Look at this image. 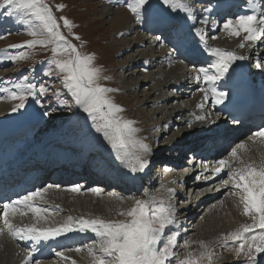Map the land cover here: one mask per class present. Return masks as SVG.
I'll return each instance as SVG.
<instances>
[{"label": "snow or ice", "instance_id": "obj_1", "mask_svg": "<svg viewBox=\"0 0 264 264\" xmlns=\"http://www.w3.org/2000/svg\"><path fill=\"white\" fill-rule=\"evenodd\" d=\"M248 3L262 4L264 0H248ZM158 5H163L167 9L166 12L160 13L162 18L159 20L155 19ZM126 7L142 24L156 23L163 27L168 23L166 17L173 13H184L186 20L195 19L190 0H130ZM62 8L63 6H58L57 10ZM0 9L8 17L23 16L26 18L25 22L29 24L32 21L39 22V28L29 32V35L34 37L33 40L11 47L33 49L37 46L52 45L53 59L50 63L55 65L58 74L62 76L63 86L68 90L75 105L86 114V119L92 121L96 132L103 134L121 163H126L133 172L143 171L148 164L144 157L148 154L149 148L146 144L134 139V133L137 131L133 127L134 122L120 115L124 109L116 105L109 96V93L116 90L103 86L101 80L106 77H103L100 68L94 66L95 57L82 54L66 39L60 31L61 26L53 15L52 9L45 0H3ZM204 11L211 12L213 9L206 7ZM61 19L63 26L71 30L73 27L71 22L67 18ZM206 22L207 18L201 20V23ZM223 30L232 37H239L242 32L246 33L245 41L256 42L264 38V17L257 16L253 9V14L225 20ZM197 33L203 40L202 31L198 29ZM74 38L79 39L78 36ZM156 38L165 40L160 35ZM176 38L179 40L178 35ZM239 46L243 48L244 44ZM205 49L213 59L209 61L207 68L197 69L195 79L198 83L202 79L205 84L212 86L210 89H201L205 92V100L210 91L215 104H224L229 97V92L217 90L215 85L219 81L230 80L231 73L239 70L236 62L246 60L247 57L207 45ZM28 56L29 54L24 52L18 56H10L8 59L17 62L28 59ZM61 56H67V58H57ZM255 66L264 70V63L257 62ZM45 75H51V72H46ZM14 87L16 90L9 92V98L17 101L12 111L18 112L25 107L29 97L36 96L37 86L28 82L17 83ZM222 87L227 88L228 84L225 83ZM47 92L46 87H39L40 95H45ZM200 107L202 108L203 105L201 104ZM44 115L49 113L45 111ZM197 119L203 120L204 117H197ZM233 122L238 123L235 118ZM251 139L253 142L264 141V127L257 130ZM246 151V144L239 143L230 153L232 160L238 162L240 167L231 169V163L221 159L215 168L217 175L225 168L231 169L228 179L222 181L223 186L227 188L231 184L233 191L230 195L238 197L237 207L240 208L241 215L251 221V223H241L234 231L222 236L221 240L225 243L221 246L234 252L237 258L244 257L245 264H264V255H261L264 254V159L259 163L246 162L239 155ZM59 187L60 185L48 184L4 203L0 209V221H2L0 236L7 233L14 240L31 241L39 246L42 242L70 232L91 231L98 238V242L87 249L90 264H215L216 253L203 241L199 242L201 249L199 253L188 251L192 243L188 240L180 246L185 249L183 256L174 251L178 247L179 233L167 230L174 225L178 227L175 206L164 199L157 200L155 197L136 200L129 211L120 212L119 215L129 218L126 221H106L101 218L85 217L74 219L69 216L66 222L57 227H38L41 220L47 222V217L51 216L52 212L48 208L37 206L35 202L43 200L49 189ZM66 190L80 192L79 186ZM93 191L97 195L100 194V189ZM168 194L169 197L173 196L174 190L168 189ZM21 209L30 211L36 223L22 227L15 226L12 220L18 212L22 216L28 214ZM228 241L232 242L231 246L228 245ZM75 251L79 253L82 249L76 248ZM35 252L36 248L28 250L23 264H41L39 259H34ZM57 255L67 259L63 252H57Z\"/></svg>", "mask_w": 264, "mask_h": 264}, {"label": "rangeland", "instance_id": "obj_2", "mask_svg": "<svg viewBox=\"0 0 264 264\" xmlns=\"http://www.w3.org/2000/svg\"><path fill=\"white\" fill-rule=\"evenodd\" d=\"M129 2H130V0H45V3L51 9L54 10V13H56V19L61 26L60 31L66 37V39L71 44L75 45L77 47V49L82 54L93 55L95 57L94 66L97 68H100L102 70L103 77H106V79L101 80V83L105 87L116 90L114 92L109 93V96L111 97V99L114 101V103L116 105L121 106L124 109V111L121 113V115L124 118H126V117L130 118L129 120L134 122L133 127L137 130L134 133V139H136L137 141H140L143 144H146L148 146L149 152L145 157H147V156L151 157L153 153L159 152L161 146H162V149H166L165 145L171 139L175 138L176 141H178L181 138V136H179V130L177 131L178 128H180V131H183V132L188 131V127H190L189 125H191V124H189V125L184 124L183 119L187 118L186 114H189L190 111L187 109L188 112L186 111L184 114L181 112V114L179 115L178 114L179 112L177 113V112L173 111V112H175V113H173L171 109L174 106V107H178L180 110L183 111L184 108L188 107V102H190V100H192V98L190 97L188 99H186V98L182 99L184 97H182V95H180V98L177 97V99H176L178 101L173 100V95H174L175 91L171 92V88H169V85L171 84L170 80L168 79V83H166L165 85H161L160 82L162 80L166 79V77H163V76L157 77V75L160 73L163 74L165 72H170V71H169V69L163 68L165 62L162 64H159L160 63V61H159V62L155 63L154 65H150L152 63V61H151L152 57L151 56H153V53L152 54L148 53L151 50V48L149 46H146L144 49H142V51H145L146 53L149 54L148 57L150 58V60L146 61V59H145L143 62H140V63H142V67L135 68V69H137L135 71V74H137L140 71L139 72L140 73V76H139L140 79L139 80L140 81L143 80L145 83L143 85H141L140 87H138L135 94H133L134 90L132 91L131 89H129L125 85L128 83L131 84L133 80L130 79L128 73L126 72L127 69H123V66L127 65V62L131 58H137V55L139 53H138L137 49H130L128 52L126 50H124V51L119 50L120 48H119L118 44L115 43V40L119 41V40H122V38L120 35H117V34L112 32V30L107 25L106 19L103 18L101 11L105 7H113L115 9H119L122 6L121 8H123V7H126L125 5ZM2 3H3V0H0V4H2ZM191 4H192V2H191ZM58 6H63L62 10H57ZM194 7L195 6H193V8ZM166 11H167V9L165 8V6L158 5L157 9H156L157 15H156L155 19H158V20L161 19L162 17L160 16V13H163ZM177 14L178 13H173L172 15L174 17H169V18L174 19L176 17L175 15H177ZM62 17L67 18L71 22V24L73 25L71 30H69L68 28H65L63 26V20L61 19ZM133 18H135L134 15H133ZM25 19L26 18L23 16L8 17L4 14L3 10L0 9V37H3V38H0V52L4 51L6 53L7 57L18 56L24 52H27L29 54L28 59H25V60L12 62L8 59V61L6 63H0V113H1L0 114V131H3L5 133L12 126H16L17 128H22V129L26 130V129L34 128L38 124H40V125H39V127H36V130L32 131L30 140H28L30 138V135H29L30 131L29 130L23 131L24 133L19 131V130H18L19 132L16 131V133H20V136L23 137V139L28 140V141L25 142V141L21 140V141L16 142L15 144H7L6 143L5 145L7 147L5 149H10L12 146H14V147L20 148V149H17V151H18V154H21L24 149L32 146L34 143H38L37 146H40L44 143V140H47L48 141L47 143H50L51 142L50 140L53 139L52 142H54V140L57 142L55 145L46 144L50 148V154L52 155L53 153L55 154L57 152L55 146L58 144L60 139L64 140L62 142V144L78 143L81 140L92 142L94 140V143H88V142L85 143V144H88V147L91 146V144L92 145L93 144L99 145L102 141H104V142H106V148L108 150L107 153H104L103 155H101V154H97V152H95L94 155H91V157L88 159V162L90 163L91 167H90L89 163L84 166V168H86L87 171H91L92 167L94 168V170L98 168L97 166H94L95 161H97L100 164H104V165L106 164L107 165L108 163L112 162V160H113V162H118L119 165L122 164L124 171H128L130 173V175L134 178V181H136L134 175L136 177H138V179H140V177H142V175L147 174V176H149L151 178L152 182H155L154 179H156V176L159 174V172H158L159 167L158 166H155L154 168L152 166L148 171H146L144 169L143 171H140V173H139V171H136V172L131 171L130 167L126 163H121L116 158L117 154L115 152L110 151V150H112L110 145L104 139L102 133L96 132L92 121L90 119H86V117L82 116L83 114L76 116L77 113L80 112L81 110L75 105L74 101L71 98V95L68 93V90L63 86L62 76L58 74V70L55 68V65L50 63V61L53 59L52 45H49L48 47L37 46L33 49H28V48H24V47H21V48H12L11 47L12 45L25 44L26 42L34 39V37L29 35V32L31 30L39 28V22L32 21L31 24H29V23L25 22ZM228 19H232V18L228 17ZM137 24H138V21H137ZM174 29H176V28H174ZM167 31H169V29ZM220 32L222 33V31H219L218 36H216V37L221 36ZM147 35H149V34H147ZM76 36L79 37L78 40L74 38ZM160 36H163V35H160ZM151 37H157V36L153 35ZM114 38H116V39H114ZM164 38L167 40L166 37H164ZM168 39H172V38H168ZM175 40L176 39H174V41L173 40L172 41L175 42ZM157 41H159V40H157ZM170 43H172V42H170ZM262 43H264V41ZM210 47L216 48V44L213 41V38H211ZM199 48H202V47H199ZM238 49L234 50L235 52H233V53H235L236 55L239 54L238 56H242V54H243L242 49L243 48L238 47ZM226 51H230V50H226ZM230 52H232V51H230ZM160 53L161 52H156L155 54L158 56V55H160ZM42 57L43 58L49 57V58L47 60H41ZM57 58L66 59L67 56H61V57H57ZM157 58H159V57H157ZM246 60H248V59H246ZM238 62H240V61H238ZM249 63H250V61H249ZM166 64H167V62H166ZM179 64L182 65L180 62L177 65H179ZM252 64H253V61H252ZM143 65L146 66L148 69L144 70L145 68ZM198 65L196 67L193 66V68L198 67V69H199L200 67H204V65L202 63H199ZM254 70L255 69H252V72H254ZM180 71L181 70H179V71L176 70V73H179ZM46 72H51V75H45ZM181 72H183V71H181ZM182 74H184V73H182ZM170 77H172V76L169 73V78ZM154 79H155V81L153 83L148 84V82H151ZM28 82L37 86L36 96L35 97H29L26 100L25 107L23 109L19 110L18 112H13L12 108L15 106L17 101H13L9 98V92L16 90L14 87L15 84H17V83L25 84ZM157 84L160 87H157L158 86ZM185 84H187V83L182 84L181 89L183 88V86ZM41 86L46 87L48 89V92L45 95L39 94V87H41ZM164 86H167L168 88L163 89ZM7 87H8V89H7ZM187 87H189V86L187 85ZM178 88H179V86H178ZM187 89H190V88H187ZM195 90H198V89H195ZM132 94L135 97H133ZM179 94H180V92L178 90L175 93V96L179 95ZM151 96H152V99H151ZM170 96H172V100L175 102L174 104H176V105H174L173 103L170 104L171 102L168 101V103L164 104V106H163V105H161L162 102H160L159 105H161L160 107H162V110H164V111H163V114L160 113L162 111L157 113L158 111H156V109H155L157 107H155V103H154L153 99H155V98H157L158 100L161 98L165 99V98H168ZM191 96L193 97V95H191ZM45 111H47L49 113V115H44ZM169 112L170 113L172 112V116H170V117H168V115H167V113L170 114ZM164 113H165V115H164ZM156 114H157V117H155ZM177 118H178V120H177ZM162 119L163 120L166 119L168 121L165 122V121H162ZM177 122H179V123H177ZM164 124L165 125L167 124V125L165 126ZM168 126L171 128H173L174 126L175 127H174V129L168 130L169 129V128L167 129ZM166 129L168 131L163 133ZM169 131H170V133L168 134ZM160 134H162L158 140V142L160 144H156L155 141ZM49 136H53L54 138L52 137L49 139L48 138ZM90 136L92 138H90ZM56 137H58V138H56ZM161 137H162V139H161ZM188 138H189V135H184L182 137L181 142H186ZM246 139H248V138H246ZM246 139H244V141ZM241 141H243V140H241ZM248 141L249 140H246L244 143H248ZM79 143H81V142H79ZM256 143H258V142H256ZM258 145H260V144L258 143ZM74 147H79V146H72V147L69 146L67 149L70 148L71 150H76V152L81 154V151L79 152V151H77V149H72ZM61 149H62V151L66 150L64 148H60V150ZM2 150H3V148H1V146H0V152ZM232 150L233 149L228 150L229 154L231 153ZM161 151L164 153L163 150H161ZM92 152H90V154H92ZM163 153H158L157 154L158 157H159V155H161ZM225 154H227V150L225 151ZM258 154H260V153H258ZM155 155L152 159L155 158ZM173 155H174V153H173ZM114 156H115V158H114ZM247 156H248L247 157L248 159H251V158L255 159L258 157V156H256V154L253 155V153L252 154L250 153ZM9 157L11 158V156H9ZM105 157H107V158L105 159ZM158 157H157V159H158ZM227 157L228 156H226V158ZM182 158H183V156H182ZM230 158H231V156H230ZM171 159H172V156H171ZM186 160H187V156H185L184 161H186ZM155 161H157V160H155ZM161 161L163 162L164 159H161ZM165 161H168V160L165 159ZM84 162H85V160H84ZM167 167L169 169H171V167L169 165ZM188 167L189 168H187L186 170L191 168L190 165ZM168 168L167 169L163 168L162 171H164L168 175H170L171 172H175L174 170L170 171ZM178 169H180V168H178ZM178 169H175V170L178 172ZM186 170H184V171H186ZM194 171H195V169H194ZM200 171L204 172L202 170H200ZM164 174H163V177L165 178ZM193 174H195V173L193 172ZM193 174L191 176L192 178H190L191 182L197 181L199 179V178L196 179L195 176L193 177ZM164 178H162L159 181H163ZM218 178L219 177L217 175L214 180H216ZM225 178H224V180H225ZM141 180L142 179H140V181ZM131 181H133V179H131ZM156 182H158V181H156ZM156 182L153 183L154 186H155ZM220 182H221V180L220 181L218 180V181H215L214 183L223 184ZM163 183H162V186L161 185L158 186L159 188L162 187L160 193H159V191H155L149 195H148L149 190H152V191H154V190L150 186H147L144 189L142 187H140V189H138V186H140V183H137V187L135 189H133V191L131 193L120 195V196H116L114 194L108 193L107 195L103 194L102 197H100L101 198L100 199L98 196L95 195V192L94 193L91 192V195L94 194L95 197H98V200H96L93 203H100V205H97V206L92 205V206L95 207V210L99 211L98 213L100 214L101 219H104L106 221H126L129 218L126 216H121V215H119V213L129 211L135 205V202L137 199L138 200H146V199H149L151 197H155L157 200H160V199H164L165 201L167 200V197L164 196L163 193L166 190H168L167 185H170V184L166 183V185H163ZM147 184H148V182L145 181V182H143L142 186H146ZM207 186H209V185H207ZM158 187L156 186V190H158ZM63 188H61V189H63ZM224 189H225V187L223 188V190ZM90 191H92V190H90ZM90 191H86V192L83 191V192L84 193H90ZM207 192H208V190H207ZM195 195H196V193L194 194V198H195ZM217 195H215V196H217ZM195 200L197 201L198 198H196ZM44 201H46V199ZM80 201L81 200H79V201L76 200L75 202L77 204L74 202L75 205H73L72 210L69 213H64V214L60 215V212L50 209L52 212V215H51V219L49 220L50 223L49 222L45 223L47 225V227L51 224H53V226L57 227V226L63 224L64 222H66L67 218L69 216L73 217L74 219L78 218V215L80 213L79 209H81V206L84 209L88 208L87 205L83 204V203H89L88 201L85 202V200L83 202L82 201L80 202ZM98 206L101 208L99 209ZM93 207H91V208H93ZM44 208H48V207H44ZM124 209H126V210H124ZM72 211H73V213H72ZM110 212L112 214H110ZM18 214H19V212L17 213L16 216L18 218H20L22 221L17 224V227L25 226L24 223L28 222V221H26L25 216H22L20 214L18 215ZM219 214L221 216H223V219L225 218L224 220H226V217H224V216L227 213H225V212L224 213H221V212L217 213V215H219ZM58 217L62 218L64 221L63 222L58 221ZM28 218L32 221L34 220L32 224L36 223V219L33 217V215L32 216L28 215ZM217 220H220V216H218ZM202 221H201V219L199 220V222H202ZM216 223L217 222H215V224ZM40 225L41 224H39L38 227H41ZM43 225H44V223H43ZM220 227H217V228L219 229ZM223 231H222V233H223ZM76 232H78V231H75V233ZM171 232L175 233L176 231H171ZM85 234L87 235L86 232H84V233L81 232V233L77 234L76 235V239H77L76 241H78L79 238ZM90 238H91V236H90ZM89 242H94V243L90 244V246H94L98 242V240L90 239V240H88V243ZM81 243L82 242H80L78 247H76V248L81 247L82 251L79 253H77L75 251L76 248H74L72 250L73 252L71 251L72 253L65 252L64 250H66V249L58 250L59 252L63 251V253H65L64 256L65 257H71V259L59 258V261L56 260L55 263H53V262H50V263L51 264H73V262H74V264H90V257L88 256V252H87L88 247L84 248L86 245H88V243H86V244L82 243V245H80ZM183 243H184V240L181 241V239H180V242H179V237H178L177 238L178 247L176 249H174V251L178 252L181 256H183L185 254V249L182 250V247H180L181 245H183ZM11 245H13V248L15 249V253L12 257V263L13 262L16 263L19 260V255L16 256V254L18 253L17 250H20V247L16 243L11 244ZM223 248L224 247H222V246L220 247L219 254H218L217 259H216V261H218V262H222L223 258L226 256L225 254L228 253V251L223 249ZM23 249H25V248H23ZM26 249L31 250V247H30V249L29 248H26ZM96 250L98 251V249H96ZM188 251H191V250L189 249ZM194 253H196V252H194ZM69 255H71V256H69ZM53 257L56 259L54 253H53V255L50 256V258H48L46 260L42 259L40 261H41V263H43V262L49 261ZM224 262H225V260H224Z\"/></svg>", "mask_w": 264, "mask_h": 264}, {"label": "bare ground", "instance_id": "obj_3", "mask_svg": "<svg viewBox=\"0 0 264 264\" xmlns=\"http://www.w3.org/2000/svg\"><path fill=\"white\" fill-rule=\"evenodd\" d=\"M191 2H192V4H195V3L198 4L199 9L198 8L197 9L193 8L194 14L195 15L196 14L200 15L198 18H195L194 20H186L184 13H179V15L174 18L175 20L178 21V23H180L182 26L187 28L189 30V32H191V33H197L198 29L199 30L205 29V27H207V25H209L210 19L213 16H216L218 19L219 18L221 19L223 17V14L227 13V16L229 17L230 12H227V10L235 9L236 12H237L235 14L236 16L243 15V13H245V12L252 13L253 9H254V12H256L255 14L257 16H262V14H263L262 10L259 8L260 4L250 5L248 3V0H190V3ZM121 7L119 9H115L113 7H105V8H103V10L101 12H102L103 18L106 19L107 25L112 30V32L117 34V35H120L121 38H122V40H119V41L115 40V43H117L119 48H120L119 50H122V51L126 50L128 52L130 49H137L138 53H139L137 55V58H131L127 62V65L123 66V69H127L126 72L128 73L130 79L133 80L131 84L128 83V84H125V85L129 89H131L132 91L134 90L133 94H135L137 89H138V87H140L141 85H143L145 83L143 80H141V81L139 80L140 79L139 78V76H140L139 72L140 71L138 72L139 74L138 73L135 74V71L137 70L135 68L142 67V63H140V62H143L145 59H146V61L150 60V58L148 57L149 56L148 53H151V54L153 53V56H151L152 57L151 58L152 63L150 62L151 63L150 65H154L155 64V59H157V61L161 62L160 64H162L164 62H167V66L169 67V71H171V72H165L163 74H161L159 72L160 74H158L157 77H161V76L166 77V79L162 80L160 82V84L161 85H165L166 83H168L169 73H170L172 76L175 75V77H174L173 80H170L171 85L169 86V88H173L174 89L176 87V89L178 91L179 88H180V86L178 88V85L181 84V87H182V84L186 83V79H189V77L188 76H182V73H184L186 75V72H187L186 70H184V68H183V70H181L183 72L180 71L181 73L179 72V74L176 75V66L179 67L177 69V71H179L181 69L182 65H180V64L177 65L179 63V61L178 60H174V59H176V56H174L170 52V50H168L166 47H163V46H175V47H178V50H176V51H177V54L179 55L180 58H181L180 55H185L184 53L188 52V54H190L191 56H194L193 59H195L196 54H204L205 55L203 48H198V47H195L194 49H189L187 47L179 48V44H178L179 40L176 39L175 42H173L174 40L172 41V39H168L170 37L164 35L165 34L164 33L165 32L164 28H162L160 26H157L156 23H147V22L143 23V24H141L139 26L137 24L136 19L133 18V14H131L126 7H123V8H121ZM206 7L212 8L213 11L205 12L204 8H206ZM232 7H234V8H232ZM220 11H222V13H220ZM227 16H225L224 19H226ZM263 16H264V14H263ZM204 18H207V22L206 23H201V20L204 19ZM230 18H232V17H230ZM220 23H221V21H220ZM176 25H174V23L172 22L171 25L168 26V27L176 28L175 27ZM209 27H207V29H206L207 31L209 30ZM220 30H222L221 36L216 38V39H214V41H215V44H217L219 46H223L221 48L222 50H230L232 52H235L234 50H237L238 47H240L239 45L243 43L244 47L242 49L243 50L242 56L248 57L247 59L253 58V64L254 65L257 62L264 63V48L261 51H258V49H255L256 45H257V47H259V46L264 47V43L261 44V42L259 40H257L256 42L245 41L244 37H245L246 33H243V32L241 33V35L239 37H232L226 31H223V25L220 26L219 30L217 32H215V34H217ZM169 32H172V31H169ZM147 34H150L152 36L153 35L158 36V34L159 35H163L164 37L167 38L168 45L161 46V43L165 42V40L157 41V40H153L152 37H151V39L149 41V39H148L149 35H147ZM114 39H116V38H114ZM223 40H226L228 42L229 47L225 46L226 44H224V43L222 44ZM170 42H172V43H170ZM146 46H149L151 48V50L148 53H146L145 51H142V49H144ZM156 52H162V53H161L160 56H157L155 54ZM157 57H159V58H157ZM7 61H8V57L6 56V53L4 51L0 52V63H6ZM204 61L209 63V61H206V60H204ZM199 63H201V62H199V61H197L196 63H193V62H190V61L186 62V64L188 66H194V67H196ZM247 64H248V60H247ZM236 65L239 66V70L237 72H235V73H231V78L236 79L237 81H243L244 83H248L253 88H255V85L250 82V76L247 75L246 70H241L240 71L241 62L237 61ZM255 69H257V72H255L254 75L257 76V75L260 74L263 77V79H264V70L258 69L257 67H255ZM249 74H250V72H249ZM189 80H187V82ZM154 81H155V79L152 80L151 82H148V84L149 83H153ZM225 81H227V80H225ZM195 83H196V86H194L192 84V87L194 88L193 91L187 92L185 96L182 95V97H190L191 95H193V99H192L191 105L190 104L188 105L189 108H190L189 110L190 111L198 110L197 113L194 111V115H192V116H190V117H188L186 119H183V121H184L183 123L184 124H188V125L191 124V126L188 128V131H186V132H184L182 134V136L189 135L190 138H192L193 135H196L198 133H202V131H204L205 128H206L207 122L199 120V119H197V117H204L206 119V115H205L206 109L207 108L212 109L215 105H217V104H215L210 91L208 92L207 100H205V92L201 90V89H210L212 86L208 85V84H205L203 80L200 81L199 83L197 81H195ZM223 84H224V81H219V82H217L215 87L217 88V90H221L220 87H222ZM187 85L191 86L190 82L187 83ZM167 86H164L163 89H166ZM157 87H160V86L158 85ZM256 87H259V85H256ZM7 89H8V87H7ZM195 89H198V90H195ZM133 97H135V96L133 95ZM177 97L180 98L179 95L173 96V100L174 101H178V100H176ZM151 99H152V96H151ZM173 100H172V96H170L168 98H165V99L161 98L159 100L157 98L153 99V101L155 103V107H157V108H155L156 111H158L157 113L162 111L160 113L163 114L164 110H162V107H160V106L161 105L164 106V104H167L168 101L171 102L170 104H172V103L174 104L175 102ZM160 102H162L161 105H159ZM201 104L203 105L202 108L200 107ZM174 105H176V104H174ZM171 110H172V112L173 111H175L177 113L179 112L178 114L180 115L181 112L184 114L186 109L184 108V110L182 111L178 107H174L173 106ZM172 112L171 113L169 112L170 114L167 113L168 117L172 116ZM175 112H173V113H175ZM164 115H165V113H164ZM155 117H157V114H156ZM186 117H187V115H186ZM177 120H178V118H177ZM162 121L166 122L168 120H166V119L163 120L162 119ZM178 130L180 132V128H178L177 131ZM15 133H16V131H15ZM169 133H170V131L168 132V134ZM210 133H211V131H209V132L206 131V133L203 134L202 136H204L206 134H210ZM241 135H242V133L239 131L235 138H238ZM17 136H20V133H18ZM52 137L53 136H49L48 138L50 139ZM162 137H161V139H162ZM205 137H204V139H205ZM210 137L211 136L209 135L204 140V142L208 141V146L205 147L206 149H208V151H205V152L206 153H209V152L212 153L210 155H207V158L204 159L205 161H207V163H205V165L209 164V167L206 166L207 170H209V168L211 166L217 167L218 166L217 162L219 160H221L220 157H219L220 154L213 153L214 151H212V148H214V147H212L213 144H210V142L216 141V142L219 143V145L217 147H215V149H216L215 152L220 151L221 149H222V152H225L227 150V148H225L226 146L233 147L235 149L236 146L239 143H244L245 142L244 139H243V141L239 140L235 146H233V145H223L225 143V140L222 137H220L221 140H218V141L215 140L217 138L212 137V139H211ZM246 138H248V137H246ZM52 140L53 139H51L50 141L52 142ZM193 141L198 142L199 140L198 139H196V140L192 139V141H188V142L192 143V145H193ZM47 142H48L47 140H44V143H43V148L44 149L42 151L38 152L37 149H36L35 152H34V150H32L29 154H31V155H34V154L37 155V154H43V153L50 154V148L48 147V145L49 144L55 145L57 142L55 140L52 143L51 142L47 143ZM226 142L230 143V142H232V139H229ZM256 142L259 143L260 140L256 141ZM46 144H48V145H46ZM245 144H246L247 151L246 152H241V153H239V155L246 162H252L250 160H253L254 158L253 159L252 158L251 159L247 158L248 157L247 155L250 154L248 152L249 145H248V143H245ZM222 145H223V147L221 148ZM33 147H35V146H33ZM85 147H86V144H82L81 146L74 147L72 149H77V151H79V152L81 151V154H83V153L86 152V151H84ZM187 149L185 151H187ZM159 153H163V152L161 151ZM29 154L26 153V156L24 157V159H28L29 160V158L32 157V156H30L29 158H26V157L29 156ZM193 155H194V157H196L195 153H193ZM157 157H158V155L156 154L155 158L152 159V160L153 161L158 160ZM179 157H180V154H179ZM201 157H202V155H200V152H199L200 165H202V158ZM257 158H259V157H257ZM257 158H255V159H257ZM21 159H22L21 157L18 158V160H21ZM84 160H85V155L82 158L81 164L84 163ZM45 162L43 164H45ZM164 162H165V160L163 161V163ZM171 162L172 161H169V163H171ZM256 162L259 163L258 161H256ZM196 163H197V161H196ZM179 164H180V166H185L186 165V167H180V169H178L177 173H179V177L181 178V176H183L184 174H180L181 173L180 170H186L187 168H189L188 166L190 165L188 163V156H187V160L186 161H183V160L181 161L180 160ZM163 168H164L163 165H161V169H163ZM202 171H204V170H202ZM162 172H163V174L165 173L164 171H162ZM193 172H194V170H193ZM193 172H192V169H188V176L191 173H193ZM198 172H199V170H197V173ZM228 173H229V169L228 170L225 169L223 172H221L218 175L219 178L214 180L213 183L215 181H218V180L219 181L221 180L220 183H222V181L228 175ZM119 174L122 175L123 173L120 172ZM195 175L196 174H194L193 177ZM164 176H165V178H164L163 181H158L157 180L158 181V182H156L157 183V187L160 186V185L162 186L163 182L165 184L166 183L167 184H171L173 177L171 175L166 174V173L164 174ZM128 177H129V174H128ZM188 178H189L188 181L190 182V177H188ZM43 181H44L45 184L42 185L41 188L45 187L48 184H52V183H50V181H49V179L47 177L44 178ZM130 181H131V178H130ZM78 182H80V180H74V182L63 186L65 189L62 187L63 189H61L59 191L58 190H52V188L49 189L48 193L45 194V198H44V200L46 199L47 202L44 201L43 204L38 202V203H36L37 206L48 207L51 210H56V211L60 212V215H61V214H64V213H69L72 210L73 205H75V203H76L75 201L76 200H78V201L81 200L82 202L85 200V202L88 201L89 203H83V204H86L88 208L84 209L81 206V209H79L80 213L78 215V218H80V217L101 218L100 214L98 213L99 211L95 210V207H93L92 205H96V206L100 205V203H93V202L98 200V197L99 198L102 197L103 194L100 193L99 195H97L95 193V195L98 196V197H95L94 194L91 195V192L94 193V191H90V190H94V189L93 188H89V187H87V188H85L83 190L80 189L79 193H74V192L66 190V189H69L71 187L76 186ZM191 183H192L191 184V188L194 187V189L196 190V191L193 192L192 198L194 197V194L196 193L194 199L198 198L197 202L200 201V199H202V201H203V198H205V200L203 202L201 201L202 203L200 204L199 210H196V212H195L196 215L193 216L194 217L193 218L194 222L192 224L194 226V230L189 235H185V234L181 235V241L188 240V241L192 242L190 250L192 252H196V253H199L201 251L199 242L203 241L206 244H208L214 250V252L216 253V257H217L218 254H219V250H220L221 245L223 243H225L224 241L221 240V237L225 235V234L223 235V233H226V235H227L229 232L234 231L241 223H251V221L247 217H244L243 215H241V210H240V208L237 207L238 197H234V196L230 195V192L233 191L231 184H229V186L227 188L225 187V189L223 191H221L217 196H209L207 198V196H208V192H207L208 186L207 185H209L207 181H201V179H198L197 181H193ZM83 191L84 192L90 191V193H84ZM73 194H81V197H79V198L75 197V195H73ZM87 195H89V196H87ZM91 207H93V208H91ZM98 208L100 209L101 207L98 206ZM0 209H2V208L0 207ZM124 210H126V209H124ZM21 211L28 212L27 215H23V216H25L26 221H28V222H25L24 224L25 225H32L34 220L32 221V220H30L28 218V215L32 216L31 212L28 211L27 209H21ZM220 212L221 213H224V212L227 213L224 216V217H226V220H224L225 218L223 219V216H221L220 214L217 215V213H220ZM72 213H73V211H72ZM110 214H112V213L110 212ZM218 216H220V220H217ZM50 219H51V216H48L47 217V222H49ZM200 219L203 220V221L199 222ZM185 220L186 219H184V221ZM47 222H45L44 220H41L40 221V224H41L40 226L41 227H47V225L45 224ZM215 222H217V223L215 224ZM43 223H44V225H43ZM0 226H2V221H0ZM48 227H56V226H53V224H51ZM172 227L176 229L175 226H172ZM217 227H220V228L218 229ZM176 230L178 231V229H176ZM222 231H223V233H222ZM85 232L87 233V235L85 234V235L81 236L79 238V240L76 241V243L74 245H71V243H69V244L62 245L64 248H57L61 244L58 241H55V240H54L53 244L56 247H50L49 243H48V245H44L45 247H50V248H47L46 250H44V253L48 254V256H51L53 253H56L60 249H66L65 252L72 253L73 252L72 250L74 248L78 247L80 242L86 244V243H88V240H90V239L98 240V238L95 237L94 233H92L91 231H85ZM82 233H84V232H82ZM90 236H91V238H90ZM18 242H19L21 247H23L25 249L28 248L26 243L25 244L24 243H20L21 241H18ZM227 243H228L229 246H231V244H232L231 241H228ZM56 248L58 249L57 251H55ZM29 249H30V247H29ZM182 250H183V248H182ZM14 253H15V249L13 248V245H11L9 243V240L8 239L1 240V236H0V264H18V261L16 263H14V262L12 263V257L14 255ZM37 255H39V253ZM225 255L226 256L224 258L222 257L223 258L222 262H218V261L215 260V264H221V263L222 264H245V258L244 257L237 258L235 256L234 252H232L230 250ZM261 255H264V254H261ZM69 256H71V255H69ZM66 258H70L71 259V257H66ZM35 259H37V257ZM42 259L46 260V259H48V257L42 255V257H40L39 260H42ZM258 259H259V257H258ZM224 260H225V262H224ZM19 262H20V260H19ZM49 263H47V264H49ZM20 264H23V262H21Z\"/></svg>", "mask_w": 264, "mask_h": 264}]
</instances>
